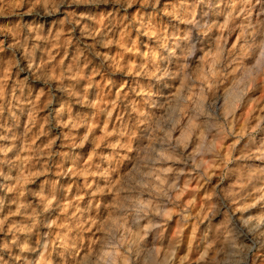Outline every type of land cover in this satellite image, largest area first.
I'll return each mask as SVG.
<instances>
[{"label": "clouds", "instance_id": "clouds-1", "mask_svg": "<svg viewBox=\"0 0 264 264\" xmlns=\"http://www.w3.org/2000/svg\"><path fill=\"white\" fill-rule=\"evenodd\" d=\"M0 264H264V0H0Z\"/></svg>", "mask_w": 264, "mask_h": 264}]
</instances>
